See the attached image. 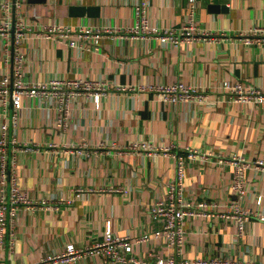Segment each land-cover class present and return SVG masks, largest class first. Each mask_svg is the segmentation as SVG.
I'll return each mask as SVG.
<instances>
[{
  "label": "crops",
  "instance_id": "0c3cea01",
  "mask_svg": "<svg viewBox=\"0 0 264 264\" xmlns=\"http://www.w3.org/2000/svg\"><path fill=\"white\" fill-rule=\"evenodd\" d=\"M4 1L0 27L9 21L12 28L0 29V83L10 92L17 11L31 26L22 46L26 84L88 78L110 85L100 101L76 95L62 104L50 95H25L16 120L11 94L6 99L0 95V139L6 138L0 177L3 154L7 174L0 192L9 197L15 172L21 189L36 202L22 205L17 214L6 213L0 233L3 264H32L71 242L92 245L109 228L133 238L161 228L163 221L152 215L151 205L177 177V162L170 153L130 149L137 141L182 154L188 146L213 151L205 163L188 165L187 200L207 195L230 200L234 168L227 159L234 154L264 159V105L235 102L226 88L228 82L264 87V42L247 43L240 35L264 26V0H146L155 26L179 29L193 16L202 29L226 33L220 40L197 39L178 47L163 45L154 36L133 35L130 29L143 0H23L20 8L12 0L9 15ZM57 22L111 30L98 42L90 37L83 46L71 47L44 36L43 29ZM177 81L200 87L211 100L176 104L143 88ZM247 174L253 193L245 205L264 209V198L261 204L256 200L264 195V172L251 168ZM182 225V246L169 244L166 237L151 238L137 243L136 253L153 264L170 254L264 264L262 219H251L243 235L222 217H186ZM78 264L109 263L93 254Z\"/></svg>",
  "mask_w": 264,
  "mask_h": 264
},
{
  "label": "built area",
  "instance_id": "2783aa9c",
  "mask_svg": "<svg viewBox=\"0 0 264 264\" xmlns=\"http://www.w3.org/2000/svg\"><path fill=\"white\" fill-rule=\"evenodd\" d=\"M23 0H15L14 6L20 8ZM12 0L3 2L5 14L9 15L12 10ZM148 1L143 0L137 5V19L135 25L130 29L136 35L145 37H156L163 45L172 43L174 46H180L185 42H193L197 39L220 40L226 33L211 32L199 27L193 16L191 20L181 28L158 27L151 23L148 15ZM26 15L16 12L14 24V64L15 78L14 84L9 90V86L0 83V95L5 99L11 94L15 107V120L19 111L24 106L25 95H50L55 97L62 104H68L72 97L76 95H93L95 100L100 101L101 96L106 93L109 83L98 79H55L49 83L39 85H28L23 79L24 57L22 46L28 37V31L31 26L26 21ZM12 24L6 21L0 29L11 30ZM111 29H93L83 26L73 27L70 24L53 23L43 29L44 36L55 38L58 42H67L71 47H81L82 41L89 40L90 37L97 42L104 36L105 31ZM6 33V32H5ZM243 41L247 43L264 42V26H257L250 31L241 32ZM156 93L160 100L176 104L198 103L207 104L211 100V95L198 86L186 84L182 81L173 83H159L156 85L143 86ZM230 89L231 99L242 104L254 103L264 105V87L253 85H244L242 82L230 83L226 85ZM67 111V107L63 106ZM5 128H7L5 126ZM6 144V138L0 139V150L4 153L6 150L2 146ZM130 149L135 151H145L149 154L164 152L172 154L177 162L178 175L168 183V190L164 197L155 199L151 205L152 215L163 221V226L156 229L151 235H144L140 238H133L131 235H117L109 228L103 240L95 242L89 246H80L76 243H68L62 251L42 255L32 264H78L88 255H100L109 264H153L148 257L136 253V245L139 242L147 241L151 238L166 237L171 245L182 246L185 242V229L182 225L186 217H222L235 223L238 233L243 235L247 231V226L251 219L259 218L264 220V209H252L245 205V201L253 193L252 183L248 179V170L256 169L264 172V159L261 157L250 159L240 154L231 155L227 159L234 168V174L231 184L233 197L228 201H219L215 198L207 197L197 200H187V191L185 189V178L188 165L192 162L205 163L211 157L213 151H206L196 147L188 146L186 154L177 153L171 147H158L152 142L137 141L131 144ZM3 157V169L1 171L0 182L3 188L6 187L7 174L5 169V155ZM13 185L9 192V197L5 192H0V233L3 234L6 213L17 214L22 205L35 206L36 202L31 199L17 182V175L13 174ZM208 191V189H205ZM204 190V191H205ZM208 194V192H207ZM264 195L259 194L257 202H263ZM58 202H71L61 199ZM43 204H49L44 200ZM181 249V248H179ZM0 264L3 261L0 259ZM155 264H240L233 260H208L206 258H197L192 260L178 259L175 254L166 257H159Z\"/></svg>",
  "mask_w": 264,
  "mask_h": 264
}]
</instances>
